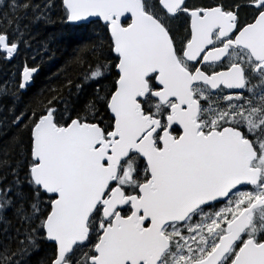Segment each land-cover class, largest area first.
<instances>
[{
  "label": "snow or ice",
  "instance_id": "snow-or-ice-1",
  "mask_svg": "<svg viewBox=\"0 0 264 264\" xmlns=\"http://www.w3.org/2000/svg\"><path fill=\"white\" fill-rule=\"evenodd\" d=\"M37 26L72 53L0 85V264H264V0H0V58Z\"/></svg>",
  "mask_w": 264,
  "mask_h": 264
},
{
  "label": "trees",
  "instance_id": "trees-1",
  "mask_svg": "<svg viewBox=\"0 0 264 264\" xmlns=\"http://www.w3.org/2000/svg\"><path fill=\"white\" fill-rule=\"evenodd\" d=\"M60 29L57 26H49L47 28L43 26H37L33 29L35 34V39L32 41L31 48L25 49L22 55L16 57L11 63H5L2 58H0V85H2L6 80L9 81H19L22 76L23 66L25 60L29 66L32 65L31 57H36V62L39 64L43 58V64L40 65V72L36 77L35 84L33 85L32 90L24 97L25 100L28 99V96L34 94L38 89L44 86L48 82V77L52 73L56 72L58 68L62 67L64 61L71 55L72 48L67 47L63 42H54L50 45L54 56L49 59L48 54L43 53L41 49V42L46 40L50 32L59 33ZM40 51V55H37V52ZM11 87L12 85L9 84ZM4 138L0 137V144L3 143Z\"/></svg>",
  "mask_w": 264,
  "mask_h": 264
}]
</instances>
